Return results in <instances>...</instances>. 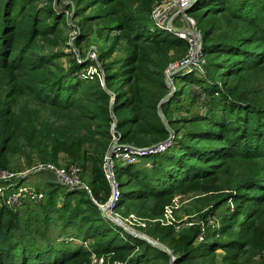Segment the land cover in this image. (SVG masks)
<instances>
[{
	"label": "trees",
	"instance_id": "trees-1",
	"mask_svg": "<svg viewBox=\"0 0 264 264\" xmlns=\"http://www.w3.org/2000/svg\"><path fill=\"white\" fill-rule=\"evenodd\" d=\"M156 1H78L79 5L85 2L86 7L102 4L106 12L100 10L97 14L117 16L113 26L130 34L131 49L121 68L103 61V84L97 72L85 77L74 74L78 67L90 63L89 59H75L66 70L50 67L55 54L39 49L37 36L59 30L56 22L60 13L51 5L38 6L37 0H0V69L20 72L24 91L34 94L33 98L50 109V115L61 120L55 124L49 116L42 118L40 106L31 105V101L21 105V113L15 110L12 117L1 110L0 152L20 144L37 149L43 158H57L58 148L74 147L68 155L80 161L83 178L87 169L98 172L101 184L94 178L89 182L92 193L86 189L65 191L66 201L61 206L54 201L58 192L54 187L49 191L45 212L41 211L43 216L38 211L22 217L12 207L1 205L0 264H90L92 253H113L112 259L121 260L118 264H171V253L125 230L108 218L91 197L106 201L111 192L102 163L114 140L113 121L119 139L125 142L150 145L169 137L172 141L166 150L148 155L150 167L119 165L120 207H148L152 199L162 202L177 188L212 180L217 175L216 167L227 160L243 162L244 169L238 176L221 187L229 188L230 193H223L213 206L216 208L229 196L253 202L247 208L239 202L235 205V216L243 213L244 217L238 224L239 232L225 238L214 233L192 246L201 230L200 223L183 227L179 241L170 228V232L161 233L155 226L150 231L172 247L173 264H235L239 249L246 246V228L255 226L258 208L264 204V0H237L233 6L229 0H196L191 6L190 10L205 7L203 16H222L203 33L208 76L192 70L177 73L175 79L198 83L210 103L204 111L186 115L184 122L192 126L184 131L171 127V133L159 111L171 125L174 123L168 116L175 107V93L161 102L170 91L166 67L171 60L170 50L180 49V59L187 52L188 41L169 31L163 34L165 29L150 30ZM89 15L83 17L85 21ZM82 38L80 34L76 40ZM103 55L100 53V57ZM20 138L24 140L20 142ZM134 209L144 216L151 214L145 207ZM52 210L59 211L63 218V234L75 233L73 241L47 238ZM235 224L222 220V231ZM90 239L93 241L88 245L83 244V240ZM219 245L238 248L229 263V253L220 261L214 252Z\"/></svg>",
	"mask_w": 264,
	"mask_h": 264
},
{
	"label": "rangeland",
	"instance_id": "rangeland-1",
	"mask_svg": "<svg viewBox=\"0 0 264 264\" xmlns=\"http://www.w3.org/2000/svg\"><path fill=\"white\" fill-rule=\"evenodd\" d=\"M78 1L79 0H37L38 6L51 5L53 9L60 13V17L56 22L57 25H60L59 30L57 28L58 32H48L45 35L39 34L37 36L38 48L42 49L45 53L55 54L53 60L54 62L50 66L54 70L69 69L74 63L75 59L84 62L86 59L87 61L89 59L90 63L88 62L84 66H81L80 68L78 67L77 70L74 71V74L85 77L84 75L88 74L89 71L91 73L97 72L102 83L106 84L104 77L105 70L103 68L101 69L102 63L103 61H111L113 62L115 69L117 67V69L121 68L123 65V59L131 49V45L128 42V35L130 34L128 31L120 30L113 26L117 16H102V14H97V11L100 10L104 11L102 13L106 12V10L101 7L102 4L96 3L86 7V4H84L85 2H83L82 5H79ZM229 1L231 6H233L237 0ZM190 12L196 16L198 22L199 18L201 19V22H199V27L202 29L203 33L216 18L222 16H215L210 13L203 16L205 7L200 9L196 8L190 10ZM88 14L91 15H89V19L85 21L83 17ZM151 23L152 26L150 30L152 32L162 29L157 25H154L153 21ZM161 32H163V34L168 33V31ZM80 34H83V38L82 40L80 39L77 41L76 39ZM111 46L114 47L113 50L109 52L108 49ZM100 53L104 55L100 57ZM180 53V49H171V60L169 63L174 60H178L181 56ZM169 63L167 67L169 66ZM10 70L9 72L8 70L0 69V111L6 110V116L12 117L15 110L21 113V105L31 101V105L40 106L39 109L42 111V118L49 116L51 121H53L55 124L61 122L60 119L50 115V109L46 105L41 103L39 100H36V97L33 98L34 94L31 96L28 92L24 91V86L20 83L22 76L21 74H18L20 72H17L13 68ZM190 71L191 70L185 71L184 73H191ZM202 76H208V73L205 72V74ZM173 81V84L167 82L170 88L169 93H175V96L177 97L176 101L173 103L175 107L168 116L169 118L173 119L174 123L172 125L169 123L168 118L161 110V116L168 126L170 133L173 129L171 127H181V131H184L187 129V127L192 126L193 124H186L184 122L186 115L190 116L192 113H196L201 110L204 111V106L207 108L208 104L210 103L208 99H203L200 92L201 86L198 83L184 79H174ZM114 99L115 95H112L111 101L113 102ZM112 123L115 124L116 127V122L113 121ZM23 140L24 138H20V142ZM120 142L129 143L123 140H120ZM19 145L15 148H7L6 150L0 152V168H3L0 170L14 173V175L8 174L4 178L0 179V186L5 188V193H0V206L6 205L7 207H12L13 211H17L18 215L26 217V215H35V213L38 211L40 213L41 211L45 212L50 199L49 191H51L54 187H57L55 190L58 191L57 195L54 197V201L57 202L58 206L63 205L64 201H66L67 196L65 191L72 189L88 190V188H80L73 185L64 184L60 181L57 173H55L53 170L41 167L42 164L50 162L56 164L57 166L66 168L76 164L79 165L82 170V166L79 163L80 161L78 162L75 159L69 158L68 153L73 151L74 147L69 149L58 148V152H56L58 153L57 158H43L39 156L40 153L38 154L37 149H31L29 146ZM147 161L152 160L149 156H144L139 158L135 164L136 166L150 167V165H147ZM121 163H119L116 167V174L119 180V172L121 170L119 165ZM223 163L224 164L216 167L217 175L210 181L204 179L200 182H197L196 184L186 185L183 189L177 188L173 196L169 199H166L162 202H160V200L152 199L149 201L150 206L148 207L134 204L125 207L117 206L115 212L120 215L121 221H123V223L128 228L157 240L160 244L164 245L168 249L167 251L171 253L172 256H174L172 247L169 246L166 241H162L150 233L153 227H159V229L156 231L161 233L170 232V228L173 232L172 235L176 237L177 241H179V237L182 236L181 232L183 227L200 223L202 226L201 230L195 238L192 246L198 245L200 242L206 240L207 237H212L214 233L217 237L225 238L226 236L230 235V233L239 232L240 229L238 224L244 217L243 213L235 216V205L239 202V205H242L243 207L245 206V208H247L253 205V202L247 201L244 198L229 196L225 202L213 209L214 204L217 203L219 197H221L223 193H225V195L230 193L229 188L221 187H223L225 184H229L230 181H232L235 176H238L237 174L244 169V166L242 165L243 162L241 161L238 162L236 160H227ZM102 166L104 170V161ZM81 177L89 185V187L90 180L94 178H98V185H101L99 183L100 177L98 172L92 173L87 169L86 173L84 174V178L82 174ZM206 182L208 183L206 184ZM19 187H27V189L38 192L41 191L43 192V197L39 200H34L31 197H23L22 201L18 204L10 203L8 201V189H10L9 191H12L13 189ZM208 187H210V189H207ZM88 191L92 193L91 187ZM91 197L94 199L93 195H91ZM109 197L110 194L107 200ZM202 197H207L208 199H203ZM96 200L99 203L104 204L107 201L98 199ZM134 207H145L151 214H149V216L141 215L140 213L136 212ZM168 208H171L172 211H167ZM204 214L206 215L205 218L203 217ZM41 215H44L43 212ZM256 217L257 220L255 226L251 229L249 227L246 228L247 231H245V233L248 234H246L245 241L247 244L244 248L239 249L240 256L235 258V264H262V261L264 260V256L262 255V252L264 251V204L259 206ZM224 219H226V221L236 222V224L233 226V228H230L227 231H222V220ZM34 222L36 223V221ZM37 222L38 224L41 223L39 220ZM47 223L49 225L47 232L48 239L54 242H58L63 238L68 239L69 241L74 240L75 233L71 232L70 234H63V218L60 217L59 211L57 212L52 210L51 216L48 218ZM202 231H204L203 238L199 236ZM39 239L42 241L41 238ZM91 241H93V239L88 240V242L83 240V244L88 245ZM213 250L218 254V259H220V261L224 256H226V254L229 253L226 260L228 261L227 263H229L232 260L231 256L235 257L232 253H236L238 248L232 245L226 247L219 245L216 248L214 247ZM112 256L113 253H92L90 264H118V262L121 261L116 257L112 259ZM102 258L104 260L101 262ZM82 264L88 263L83 262Z\"/></svg>",
	"mask_w": 264,
	"mask_h": 264
},
{
	"label": "built area",
	"instance_id": "built-area-1",
	"mask_svg": "<svg viewBox=\"0 0 264 264\" xmlns=\"http://www.w3.org/2000/svg\"><path fill=\"white\" fill-rule=\"evenodd\" d=\"M195 1L196 0H157L151 11V17L155 25L188 41L186 54L181 59L170 62L166 69V79L167 82L171 84L174 83L173 80L175 79L177 73L195 70L199 75H204L205 72H207L204 34L202 29L199 27L198 19L190 12V8ZM89 73L91 72L89 71ZM202 97L203 99L205 98L204 93H202ZM112 131L114 133V140L104 159L105 175L111 185L110 197L105 204L99 203L95 197L93 198L96 200L95 202L102 207V209L106 208L109 214L118 219L121 217L117 214V212H115V209L117 207V202L121 198L122 189L120 180L116 174L117 165L121 162V164L135 163L141 157L148 156L152 153L162 152L166 150L169 145H171L172 141L171 137H169L150 145L121 143L119 135L115 131V124H112ZM146 163L147 165H152L151 161H147ZM41 167L53 170L57 173L60 181L64 184L80 188H88V190H90L89 185L81 177L82 170L79 165L75 164L66 168L47 162L42 164ZM8 174L14 175L13 172L0 170V179L4 178ZM9 190L10 189H8L7 194L9 196L8 201L10 203L18 204L22 201L23 197H31L34 200H39L43 197V192L30 190L27 189V187H19L13 189L12 191ZM0 193H5V188L2 186H0ZM169 210L172 211L171 208L167 209V211ZM203 234L204 231H202L199 236L203 238ZM262 255L264 256V251L262 252ZM103 260L104 259L102 258L101 262ZM262 264H264V260L262 261Z\"/></svg>",
	"mask_w": 264,
	"mask_h": 264
},
{
	"label": "water",
	"instance_id": "water-1",
	"mask_svg": "<svg viewBox=\"0 0 264 264\" xmlns=\"http://www.w3.org/2000/svg\"><path fill=\"white\" fill-rule=\"evenodd\" d=\"M171 94H172V93H168L166 96H164V98L161 100V102H162L163 100L169 98V96H170ZM161 102H160V104H161ZM160 113H161V115H162L161 110H160ZM112 150H113V149H112ZM103 213H104L107 217L111 218V219L114 220L116 223H118L119 225H121L122 227H124L126 230L130 231L131 233H133L134 235L139 236V237H141V238H144V239H146L147 241H149L150 243H152V244H154V245H156V246H158V247H160V248H162V249H164V250H168L164 245L160 244L157 240H154V239L148 237V236L145 235V234H141V233H138V232H136V231H134V230H131L130 228H128V227H127L125 224H123V223H119L117 220H115L114 218H112L111 214H109V213L107 212V209H106V208H103ZM174 259H175V257L173 256V257H172L171 264H173Z\"/></svg>",
	"mask_w": 264,
	"mask_h": 264
},
{
	"label": "bare ground",
	"instance_id": "bare-ground-1",
	"mask_svg": "<svg viewBox=\"0 0 264 264\" xmlns=\"http://www.w3.org/2000/svg\"><path fill=\"white\" fill-rule=\"evenodd\" d=\"M112 216V215H111ZM112 218H114L115 220H117L119 223H123V221H121V219L119 218V219H117L116 217H113L112 216ZM124 224V223H123Z\"/></svg>",
	"mask_w": 264,
	"mask_h": 264
}]
</instances>
